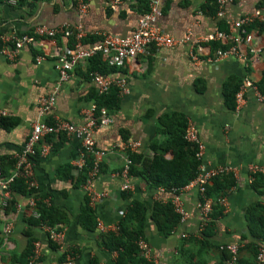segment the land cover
<instances>
[{"label":"crops","instance_id":"crops-1","mask_svg":"<svg viewBox=\"0 0 264 264\" xmlns=\"http://www.w3.org/2000/svg\"><path fill=\"white\" fill-rule=\"evenodd\" d=\"M147 1L120 0L111 7L105 0H17L15 4L0 0V35L22 36L31 34L38 25L56 28L66 23L82 25L84 45L98 41L100 33L125 37L136 29ZM80 3H85V8ZM207 4L208 0H158L161 14L154 26L174 38L188 33L192 38L204 37L218 31L226 34L224 38L193 47L190 43L172 47L150 45L147 53L127 58L121 68L110 66L97 54L104 65L90 61L92 58L77 64L69 79L59 86L52 111L42 117L38 100L52 94L57 85L53 55L73 48L75 37H38L19 49L0 40V109L6 111L0 118L13 122L8 128L0 125L3 176L14 171L16 154L38 118L51 122L58 116L76 126L88 120L87 110L95 104L92 97L97 93L91 74L99 71L90 68L104 66L105 72H99L124 78L128 90L118 92L120 103L111 113L112 122L94 132L96 147L106 150V155L90 181V188L105 196L91 202L83 183L78 181L81 172L88 168L87 165L78 171L74 165L79 157V140L64 133L47 137L50 150L32 158L34 192L23 195L12 191L11 204L3 206L0 190V264H16L14 257L32 239L40 243V258L34 264H65L61 259L64 256L66 261L68 255L72 256L71 264H119L118 252L103 245L97 221L118 229L134 201L147 208L143 234L151 246L152 264H223L224 254L218 248L223 243L241 244V264H264L246 246L255 240L249 232L247 209L255 203L264 204V190L260 185L255 188L248 180L246 168L252 162L264 164V101L257 99L255 90L264 79V27L258 25L264 26V0H227L221 14H214L213 0L211 8ZM257 10H261L260 17L240 27L233 25ZM213 43L219 46L212 47ZM230 47L236 53L217 57L218 50ZM4 49L15 53L10 57ZM37 56L43 57L39 63ZM232 78L241 86L248 81L255 88L245 87L239 103L235 94V107L226 104L224 94V85ZM172 113L184 115L195 126L205 145L204 163L238 167L233 174L235 184L225 195L227 204L222 205L224 209L218 215V208L213 209L215 217L205 234L200 230L199 195L195 187L166 191L152 187L139 175H130V187L121 188L124 178L120 171L125 156L131 152L153 156L150 143L167 138L159 132L158 119ZM131 141L140 143L134 151L124 148ZM172 156V152L166 153L167 158ZM176 195L188 215L170 234H161L150 216L154 203L172 201ZM41 197L61 216L57 225L64 232L62 246L53 243L40 225L29 224V200ZM87 207L92 217L85 212ZM6 224L11 226L8 233L4 232Z\"/></svg>","mask_w":264,"mask_h":264},{"label":"built area","instance_id":"built-area-1","mask_svg":"<svg viewBox=\"0 0 264 264\" xmlns=\"http://www.w3.org/2000/svg\"><path fill=\"white\" fill-rule=\"evenodd\" d=\"M11 4H15L17 0H7ZM111 7H114L120 0H105ZM227 0H217L218 2V14L223 11L224 3ZM158 0H148V11L144 12L137 21V26L131 35L121 37L108 33H100L98 41L89 45H84L82 37L85 33L82 30V25L78 24L71 26L69 24H62L56 28H49L45 25H38L34 28L31 34H25L22 36H15L11 34L0 35V40L4 43H11L15 49H19L24 44H32L38 37H55L58 34L66 37H75V43L73 48H65L63 51L57 52L54 57V67L57 71V85L54 88L52 94L47 96H41L38 100L39 115L42 117L45 113L52 111L56 103V93L59 86L67 81L70 77L72 69L79 64L84 62L97 54L102 55L107 63L116 68L124 66L125 60L129 57H134L138 54L147 53L150 45L158 47H172L178 43H190L191 47L198 45L200 42L221 39L225 37V33L218 31L214 34H210L204 37L192 38L188 33L182 38H174L169 36L154 26L156 18L160 15V11L157 7ZM81 8H85V3H80ZM261 16V10H257L253 15H247L242 19L233 23V25L240 27L244 24L250 23L255 17ZM4 52L12 57L15 51H8L4 49ZM236 53L234 47H230L227 50H218L217 57L226 54ZM193 58L197 60L195 55ZM37 63L41 62L42 56H37ZM92 81L95 83L97 92L99 94L106 93L111 87H116L119 93H125L127 90L126 81L124 78H112L110 75L103 74L99 71H94L91 74ZM252 86L250 82H246L240 87V90L236 93V100L239 103L242 100V92L245 87ZM253 89L254 86H252ZM256 90L257 99L264 101V94L259 89ZM96 105L92 104L87 110L88 120L81 126H76L72 122L62 119L58 116L54 117L53 121L47 122L41 118L33 122L30 133L24 143L23 148L15 157V169L9 176H3L0 168V190L2 193V205L6 206L12 199V188L11 184L13 181L22 176L25 183L29 187L34 186V172L32 158L38 153L46 154L50 150V143L46 141V138L51 135L66 134L67 136H74L80 142L79 157L75 161L74 165L78 171L83 170L86 166L87 157H92V165L88 169L87 177L83 182V187L90 197V201L94 202L103 196L104 193L93 191L90 188V181L99 172L100 163L102 158L106 155V150L97 148L94 140V132L98 127H103L112 122V116L108 113L105 107L100 108V114L95 117ZM6 115V111L0 109V117ZM185 138L187 141L197 145L196 157L200 160L198 166L197 175L187 185L179 188L178 191L195 187L197 189L199 198L197 202V208L201 217L200 230H203L210 220V214L213 209L214 200L206 195V187L216 176L238 172V167L229 164H218L215 166H208L203 162V155L205 151V145L200 140L195 126L189 121L185 129ZM138 141H131L124 144V148L134 151L139 146ZM131 159L128 155L125 156L123 167L120 171L121 176L124 178V182L121 186L122 189L130 187L129 183V168L131 165ZM248 180L252 182L255 174L264 175V164L249 163L247 165ZM175 211L180 215V220L187 217L178 195L172 200ZM218 202L221 205L226 206V196L220 197ZM30 214L34 218H39L40 214L37 210V199L30 198L29 200ZM41 228L44 229L48 238L58 246H62L64 241V232L58 227V225H47L41 222ZM97 227L100 231L106 232L115 230L117 227L105 225L100 220L97 221ZM11 229L10 224L4 226V232L8 233ZM139 254L148 260L152 258L151 246L147 240L140 238L138 241ZM240 246L239 243H223L218 246L220 251H226L227 256L224 259L223 264H241L240 261ZM40 258V243L38 241L33 242V249L29 256V263L34 264ZM258 262H264V246L258 248L256 255ZM65 264L72 263V256L68 255Z\"/></svg>","mask_w":264,"mask_h":264},{"label":"trees","instance_id":"trees-1","mask_svg":"<svg viewBox=\"0 0 264 264\" xmlns=\"http://www.w3.org/2000/svg\"><path fill=\"white\" fill-rule=\"evenodd\" d=\"M210 1L208 0L207 6L211 8ZM148 2V1H147ZM145 3V12L148 11V3ZM214 2V14L218 11L217 0ZM257 23V22H255ZM260 27H264L263 24L258 23ZM219 46L218 43H213L212 47ZM221 47H226L223 45ZM97 60L101 66L104 63L101 61V57L96 55L90 59L94 62ZM104 67V66H103ZM103 67L93 66L91 70H99L105 72ZM241 86V82L235 78L230 79L224 85V94L226 104L235 107V94ZM258 88L262 94H264V79L258 82ZM93 100L96 105L95 117L100 114V108L105 107L108 113H113L120 103V96L116 87H111L106 93L99 94L94 93ZM159 132L162 135H167L166 139H154L150 143V149L154 152L153 156H147L143 153L131 152L129 157L131 159V165L129 168L130 175H139L147 183L154 188H163L166 191L177 192L179 188L187 185L191 180L195 178L198 172V166L200 160L196 157L197 145L187 141L185 138V129L187 127V119L184 115L179 113H172L161 116L158 119ZM13 124L10 119L0 118V125L8 128ZM167 152H172L171 158L166 157ZM88 168L81 172L79 182L83 183L87 177L88 169L92 165V157L86 160ZM14 160H11L9 165H13ZM0 168L3 170V165L0 161ZM235 184V178L232 173H225L216 176L206 187V195L214 200L213 209L218 208L216 215L222 213L223 206L218 202L220 197L226 195L227 191ZM253 186L256 188L260 185L264 190V175L255 174L252 180ZM12 191L23 195H29L34 192V188L29 187L25 183L22 176L16 178L11 184ZM11 204V200L9 201ZM37 210L40 214L39 218L32 216L28 217L30 225L44 224L53 226L57 225L61 221V216L56 209L43 202V198L37 200ZM213 209L210 214V220L204 227L202 232L205 234V230L208 226L212 225ZM85 212L88 217H92V211L89 207ZM147 208L144 203L134 201L128 207V210L124 217L118 224V229L115 231L102 232L101 240L103 245L109 250H116L118 252L117 261L119 264H152L148 259L143 258L139 254L138 240L144 238V223L146 217ZM151 218L156 224L161 234H170L173 228L180 222V215L175 211L173 202L171 200L165 203H154L153 210L151 211ZM247 224L250 234L255 238L246 243L252 254L256 257L258 248L264 246V204L255 203L247 209ZM32 239L27 248L20 254L14 257L16 264H30L29 256L33 249ZM50 241V240H49ZM51 242V241H50ZM52 243V242H51ZM224 259L227 256L226 251H222ZM223 259V260H224ZM65 257L61 259V263H64Z\"/></svg>","mask_w":264,"mask_h":264}]
</instances>
